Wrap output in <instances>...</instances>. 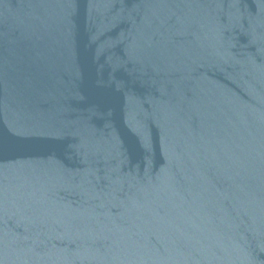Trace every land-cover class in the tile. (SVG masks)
Segmentation results:
<instances>
[{"label":"water","instance_id":"95a60500","mask_svg":"<svg viewBox=\"0 0 264 264\" xmlns=\"http://www.w3.org/2000/svg\"><path fill=\"white\" fill-rule=\"evenodd\" d=\"M0 264H264V0H0Z\"/></svg>","mask_w":264,"mask_h":264}]
</instances>
